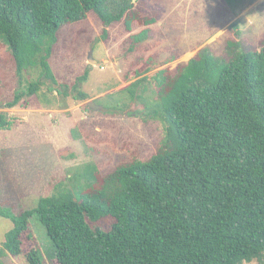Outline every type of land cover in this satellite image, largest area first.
<instances>
[{
    "label": "trees",
    "instance_id": "obj_1",
    "mask_svg": "<svg viewBox=\"0 0 264 264\" xmlns=\"http://www.w3.org/2000/svg\"><path fill=\"white\" fill-rule=\"evenodd\" d=\"M134 11L133 0H0V38L18 78L37 69L55 84L48 60L60 29L93 13L105 26L124 18L130 31L139 20ZM148 34L133 36L132 45ZM238 39L226 43V58L204 48L174 76L169 69L157 72L148 83L155 88L151 101L145 77L124 88L165 126L156 153L103 178L95 173L76 193L59 184L33 212L9 217L0 209L13 224L0 258L22 257L27 264H45V257L57 264L263 263L264 44L245 52ZM38 89L39 82L31 83L3 109H17L23 95ZM87 99L79 92L74 100ZM13 127L1 113L0 131ZM32 216L50 244L45 253L39 247L23 253ZM103 220L111 221L108 229L99 226Z\"/></svg>",
    "mask_w": 264,
    "mask_h": 264
},
{
    "label": "rangeland",
    "instance_id": "obj_2",
    "mask_svg": "<svg viewBox=\"0 0 264 264\" xmlns=\"http://www.w3.org/2000/svg\"><path fill=\"white\" fill-rule=\"evenodd\" d=\"M133 5L139 20L130 31L124 18L105 26L89 13L57 32L48 60L55 84L40 78L37 69L18 78L8 45L0 38V114L14 124L0 131V209L9 217L33 212L38 200L52 197L59 184L76 193L95 173L103 178L119 165L143 163L156 153L165 126L122 93L124 88L144 77L148 84L164 69L174 76L177 66L204 48L226 58V43L238 39L236 30L243 51H260L259 41L264 44V0H237L233 7L223 0H134ZM149 19L155 23L146 26ZM145 29L148 37L132 45L131 38ZM36 82L35 95H23L17 109H3ZM148 87L145 98L151 101L155 88L151 83ZM79 92L88 99L75 101ZM90 102L98 110H87ZM11 220L0 216V250L13 227ZM110 225L103 220L99 226ZM28 236L24 254L34 247L50 250L35 216ZM0 259L3 264H27L7 254ZM44 259L45 264H57Z\"/></svg>",
    "mask_w": 264,
    "mask_h": 264
},
{
    "label": "water",
    "instance_id": "obj_3",
    "mask_svg": "<svg viewBox=\"0 0 264 264\" xmlns=\"http://www.w3.org/2000/svg\"><path fill=\"white\" fill-rule=\"evenodd\" d=\"M133 1H134V0H133ZM88 63H89V64H94V61H92L91 59H89V62H88ZM86 105H87V107H88L89 110H92V111H96V110H98V107L95 106L94 103H92V102L87 103Z\"/></svg>",
    "mask_w": 264,
    "mask_h": 264
}]
</instances>
